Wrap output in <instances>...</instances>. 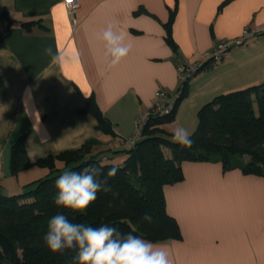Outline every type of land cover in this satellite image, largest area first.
<instances>
[{
  "label": "crops",
  "instance_id": "1",
  "mask_svg": "<svg viewBox=\"0 0 264 264\" xmlns=\"http://www.w3.org/2000/svg\"><path fill=\"white\" fill-rule=\"evenodd\" d=\"M78 3L70 12L64 0H0L12 19L0 17V184L6 194L24 189L15 177L25 186L43 176L39 166L12 174L11 149L22 135L28 134L32 160L91 138H100L103 148L117 146L83 111L94 96L120 138L138 139L136 121L147 119L157 90L173 95L180 87L179 63L206 61L218 40L236 38L244 28L260 33L202 70L191 91L197 90L199 108L217 95L264 82V0ZM173 9L178 52L165 28ZM109 22L125 33L131 51L116 67L103 63L101 72L104 48L95 35ZM47 46L66 53L63 66L52 63ZM183 171L182 182L165 187L167 211L182 236L154 243L166 246L173 264H264V176L225 171L220 162L185 161Z\"/></svg>",
  "mask_w": 264,
  "mask_h": 264
},
{
  "label": "trees",
  "instance_id": "2",
  "mask_svg": "<svg viewBox=\"0 0 264 264\" xmlns=\"http://www.w3.org/2000/svg\"><path fill=\"white\" fill-rule=\"evenodd\" d=\"M175 14L173 9L165 28L168 44L178 52L172 29ZM0 17L12 21L2 7ZM203 62L202 70L216 64ZM192 77L178 88L171 112L160 114L151 109L135 143L118 136L94 96L86 99L83 111L97 119V128L105 135L118 140L117 146L103 148L100 138H91L78 148L32 160L28 134L22 135L11 149L12 174L33 166L46 168L48 173L15 194L4 193L0 184V264H73L75 251L53 253L43 241L49 218L59 213L76 223L116 226L121 233L152 242L181 238L178 221L167 211L165 187L185 179V161L220 162L225 171L241 169L264 176V82L217 95L203 105L189 148L172 142L173 134L161 125L175 118ZM164 147L171 148V157H166ZM90 165H103L97 179H107L112 191H99L82 213L57 206L56 179L66 170L82 171ZM112 166H118V171L108 178ZM146 213L152 216L151 222L142 220Z\"/></svg>",
  "mask_w": 264,
  "mask_h": 264
},
{
  "label": "clouds",
  "instance_id": "3",
  "mask_svg": "<svg viewBox=\"0 0 264 264\" xmlns=\"http://www.w3.org/2000/svg\"><path fill=\"white\" fill-rule=\"evenodd\" d=\"M95 40L102 43L103 63L108 67H116L126 58L131 45L125 43V33L117 30V26L109 22ZM44 53L51 57L54 64L63 66L66 53L57 46L55 52L51 46L44 48ZM191 133L185 128H177L172 135V142L183 147H191ZM264 146V145H262ZM103 165H90L82 171H64L55 181L58 190L54 203L74 212H84L96 199L99 191L111 192L107 179H97ZM118 166H112L107 177L116 175ZM142 220L151 222L152 216L145 214ZM43 241L53 253L63 254L66 250L75 251L73 264H173L166 246L133 235L121 233L116 226L101 224L76 223L67 215L59 213L49 218Z\"/></svg>",
  "mask_w": 264,
  "mask_h": 264
},
{
  "label": "built area",
  "instance_id": "4",
  "mask_svg": "<svg viewBox=\"0 0 264 264\" xmlns=\"http://www.w3.org/2000/svg\"><path fill=\"white\" fill-rule=\"evenodd\" d=\"M64 2L70 12H74L79 4L78 0H64ZM259 33L260 31L256 29L244 28L240 36L236 38L218 40L212 48L205 52V56L211 63H220L228 56L232 49L244 45L252 37L258 35ZM203 66V61L186 60L185 62L179 64L177 66V73L180 81H185L187 78L195 76L202 70ZM156 99L157 100L152 107V111L163 114L172 111L176 98H173L169 91L161 88L156 92ZM144 123L145 121H141V119L136 121L138 136L141 134V129ZM131 142L135 143V138H131Z\"/></svg>",
  "mask_w": 264,
  "mask_h": 264
},
{
  "label": "rangeland",
  "instance_id": "5",
  "mask_svg": "<svg viewBox=\"0 0 264 264\" xmlns=\"http://www.w3.org/2000/svg\"><path fill=\"white\" fill-rule=\"evenodd\" d=\"M202 71L198 72L195 76H193L189 83V90L187 96L181 101L180 106L178 108L177 114L175 118L172 121L163 123L161 126L164 128L166 131L170 132L173 134L174 130L177 128H185L187 129L191 134L197 129L198 123H199V110L200 107L198 108V102L199 99H196V93L197 90L191 91V82L192 80L197 77ZM183 80L180 82V85H182ZM177 91L172 95L173 98H176ZM164 152L166 157H171L172 156V150L169 147H164ZM36 170H41L43 173L42 175H46V170L43 169L42 167H35ZM41 176V177H43ZM15 180L17 182V185L20 186V190L24 188V183L20 178L15 177ZM19 190V191H20ZM6 191H8L6 189Z\"/></svg>",
  "mask_w": 264,
  "mask_h": 264
}]
</instances>
